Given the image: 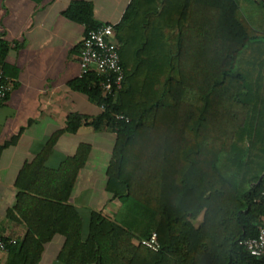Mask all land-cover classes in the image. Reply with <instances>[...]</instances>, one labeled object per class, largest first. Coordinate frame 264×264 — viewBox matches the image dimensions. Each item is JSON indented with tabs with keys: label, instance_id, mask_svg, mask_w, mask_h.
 Returning a JSON list of instances; mask_svg holds the SVG:
<instances>
[{
	"label": "trees",
	"instance_id": "trees-1",
	"mask_svg": "<svg viewBox=\"0 0 264 264\" xmlns=\"http://www.w3.org/2000/svg\"><path fill=\"white\" fill-rule=\"evenodd\" d=\"M64 15L85 33L103 24L88 1H73ZM114 30L125 74L117 96L101 98L95 75L71 86L106 103L92 124L115 132L106 190L126 219L91 211L84 232L68 203L88 145L58 169L45 167L59 135L82 121L71 113L18 174L12 211L27 232L8 247L7 263L36 264L56 233L66 264L255 262L238 243L256 237L264 219V4L131 0ZM7 50L0 41L2 63ZM152 232L157 251L138 242Z\"/></svg>",
	"mask_w": 264,
	"mask_h": 264
},
{
	"label": "crops",
	"instance_id": "crops-1",
	"mask_svg": "<svg viewBox=\"0 0 264 264\" xmlns=\"http://www.w3.org/2000/svg\"><path fill=\"white\" fill-rule=\"evenodd\" d=\"M73 1L91 2L96 22L116 24L131 0H0V41L8 46L3 63L13 80L0 102V235L16 240L9 246L20 245L27 232L24 221L12 211L21 191L16 186L18 174L55 132L66 127L71 113L82 116L80 125L75 132L59 135L44 165L58 169L79 145H88L87 161L77 174L68 203L79 211L84 232L91 211L110 217L120 212V200L106 190L115 132L92 124L100 114L97 102L71 86L78 78L85 34L83 24L64 15ZM64 242L56 233L44 243L36 264H66L58 258ZM8 247L0 264H8Z\"/></svg>",
	"mask_w": 264,
	"mask_h": 264
},
{
	"label": "built area",
	"instance_id": "built-area-1",
	"mask_svg": "<svg viewBox=\"0 0 264 264\" xmlns=\"http://www.w3.org/2000/svg\"><path fill=\"white\" fill-rule=\"evenodd\" d=\"M118 48L119 42L116 39L114 24L103 23L97 28L88 30L82 38L78 55V78L95 75L98 78L97 86L103 99L115 98L123 87L125 74ZM12 87L13 80L5 73L3 63L0 62V102L6 99ZM97 105L100 114L106 110L104 101L98 102ZM112 115L116 119L129 120L120 113L114 112ZM138 242L154 251L160 248L155 232ZM11 244H16V240L5 239L0 235V258ZM238 244L255 259V262L247 264H264V219L258 227L256 237L243 238Z\"/></svg>",
	"mask_w": 264,
	"mask_h": 264
},
{
	"label": "rangeland",
	"instance_id": "rangeland-1",
	"mask_svg": "<svg viewBox=\"0 0 264 264\" xmlns=\"http://www.w3.org/2000/svg\"><path fill=\"white\" fill-rule=\"evenodd\" d=\"M257 1H260L261 3L264 4V0H257ZM117 217H118L117 219H118L119 221H121V220H125V219H126L124 213H120V214H118ZM123 218H125V219H123Z\"/></svg>",
	"mask_w": 264,
	"mask_h": 264
}]
</instances>
